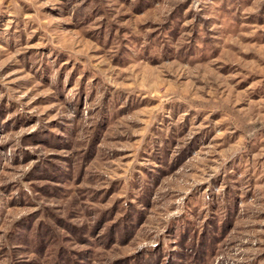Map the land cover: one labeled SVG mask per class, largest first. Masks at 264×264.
Instances as JSON below:
<instances>
[{
	"label": "rangeland",
	"instance_id": "obj_1",
	"mask_svg": "<svg viewBox=\"0 0 264 264\" xmlns=\"http://www.w3.org/2000/svg\"><path fill=\"white\" fill-rule=\"evenodd\" d=\"M0 264H264V0H0Z\"/></svg>",
	"mask_w": 264,
	"mask_h": 264
}]
</instances>
